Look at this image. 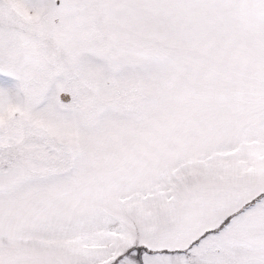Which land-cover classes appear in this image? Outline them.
Returning a JSON list of instances; mask_svg holds the SVG:
<instances>
[{"label":"snow or ice","instance_id":"snow-or-ice-1","mask_svg":"<svg viewBox=\"0 0 264 264\" xmlns=\"http://www.w3.org/2000/svg\"><path fill=\"white\" fill-rule=\"evenodd\" d=\"M0 264H264V0H0Z\"/></svg>","mask_w":264,"mask_h":264}]
</instances>
